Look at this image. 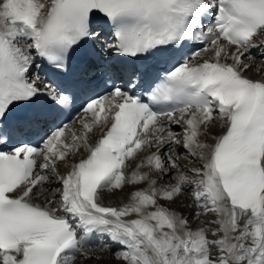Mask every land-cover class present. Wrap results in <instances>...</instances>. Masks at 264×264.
Returning <instances> with one entry per match:
<instances>
[{
    "label": "snow or ice",
    "instance_id": "1",
    "mask_svg": "<svg viewBox=\"0 0 264 264\" xmlns=\"http://www.w3.org/2000/svg\"><path fill=\"white\" fill-rule=\"evenodd\" d=\"M260 37L264 0H0V264L99 260L82 251L94 235L124 264H264V79L244 75L253 48L264 57ZM95 44L112 58L93 49L96 66L69 80L72 56ZM158 64L171 69L150 103L115 86H142ZM97 75L114 90L82 105L90 118L69 141L56 121ZM50 124L43 147L25 139ZM177 147L200 166L181 165ZM81 150L61 175L57 161ZM145 183L122 206L100 202ZM184 194L191 220L160 203Z\"/></svg>",
    "mask_w": 264,
    "mask_h": 264
},
{
    "label": "bare ground",
    "instance_id": "2",
    "mask_svg": "<svg viewBox=\"0 0 264 264\" xmlns=\"http://www.w3.org/2000/svg\"><path fill=\"white\" fill-rule=\"evenodd\" d=\"M262 40H264V37H260L257 39V43H260ZM261 51H264V48L261 49ZM258 54V55H257ZM255 56H254V60L253 61H248L249 63L252 64V67L251 70L249 71H245L244 75L249 77V78H252V79H255V80H259V79H264V64H262V60H264L260 53L258 52ZM211 53H208V54H205L204 55V58L205 59H208L211 57ZM202 62V61H201ZM230 62V61H229ZM258 68L260 70H258ZM37 73H33V75H35ZM84 119H89V118H86V117H82ZM173 130H177L179 129V126L177 125H173ZM178 127V128H177ZM70 129L71 131L69 132H66V136L65 138L67 140H71V132L74 131V132H77V133H80L82 132V125L80 123V120L78 119L74 124H71L70 125ZM224 131V129L220 128L219 127V124L216 125V127L212 130V134L213 135H217V134H220ZM100 132H101V129L100 127H95L93 129V132L92 133H89V138H90V142H94L95 140L99 139L100 137ZM207 142L209 143H212L213 141L211 140H208ZM177 149V150H176ZM175 150L178 151L179 149H182L180 147L176 148ZM155 149H152L150 151H154ZM182 155L180 157V163L181 165H187L189 168H192V167H199L200 164L192 158V161L195 160L196 161V165L193 166V165H189V161L187 162L188 159H190L191 157H188L186 153H184V150L182 149ZM87 156V153L84 152L83 150H81L80 153H76L74 156H70L68 158V162H64V161H57V169L59 171V173L61 175H66L67 172L70 170L69 168V163H75V162H79V159L81 158H86ZM40 163V161H39ZM126 171L128 172V174L131 173L132 169L129 168V169H126ZM170 182L171 183H174V181L172 180H169L167 179V182ZM54 184H56L57 186L59 185V181H54ZM161 183L158 182V186L160 185ZM163 184H166V183H163ZM138 187H143V188H146L147 187V184H143V185H137V186H133V185H128L126 186L122 191H117L116 193H104V196H103V199L100 201L104 206H122L124 203H127V196L130 192L136 190V188ZM189 187V186H188ZM36 203H40V204H44V199L43 197H41L40 199L36 200L35 201ZM190 199H189V195L188 194H184L182 195L177 201L176 203H174L176 205V211H179L181 212V214L183 215H187L186 213H182L184 212L185 208L183 207V204L185 203H190ZM160 203L164 204L165 206H168V203L165 202V201H160ZM172 207V206H171ZM212 218V217H211ZM125 219H128L127 217ZM189 219L191 220V215L189 217ZM114 250V249H112ZM100 249L98 250H94V251H84L83 253L86 254L87 256H90L89 254H95L97 252H99ZM84 256L81 255L79 256L78 259L80 258H83ZM115 258V257H114ZM76 259V260H78ZM118 260V259H117ZM112 264H123V263H120V262H113Z\"/></svg>",
    "mask_w": 264,
    "mask_h": 264
},
{
    "label": "rangeland",
    "instance_id": "3",
    "mask_svg": "<svg viewBox=\"0 0 264 264\" xmlns=\"http://www.w3.org/2000/svg\"><path fill=\"white\" fill-rule=\"evenodd\" d=\"M262 58L264 59V57H262ZM248 70H250V69H248ZM180 131H181V127H179V130L177 132H180ZM176 150L174 149V151L176 153L180 154V157H181V155L183 153L182 149H179L178 151H176ZM187 162L189 163V165H193V166L196 165V161L195 160L192 161V158L188 159ZM158 182L166 183V184L171 183V181L167 182V178H164L162 181H158ZM189 187H191V186H189ZM168 206H170V207L172 206L171 208L173 210L176 209V205L175 204H171V205L168 204ZM182 213H186L187 214L186 216L190 217V214L186 210H184V212H182ZM202 219H204V218L202 217ZM209 219H211V217H209ZM112 249H114V250H112ZM118 250H120V249L116 245H111L108 248H101L99 252H97L95 254H89L90 255L89 257L100 256L101 259H99V260H96V259H85L83 257V258H80L78 260H75L74 264H112L113 262H120V263L124 264V261L117 260L116 258H114L115 257L114 256V252L118 251Z\"/></svg>",
    "mask_w": 264,
    "mask_h": 264
}]
</instances>
